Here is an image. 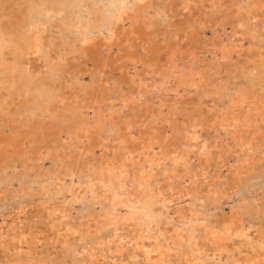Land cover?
Listing matches in <instances>:
<instances>
[{"label": "rangeland", "instance_id": "1", "mask_svg": "<svg viewBox=\"0 0 264 264\" xmlns=\"http://www.w3.org/2000/svg\"><path fill=\"white\" fill-rule=\"evenodd\" d=\"M82 1L66 0L65 2V0H50V6L54 11H57L59 16H65H62L61 19H55L45 23L43 27L44 32H42L43 36H41L44 38H41L42 43L44 42L42 44L44 48L42 52L44 53L35 54L32 49L33 47H30L32 44L16 45L14 42L9 43L7 50L6 47L3 48L5 52L3 49L0 51V63H3L0 64V110L2 112V114L0 112V233L3 234V236L2 234L0 235L3 237V239L0 237L2 239L0 240V263L12 264V262H15L11 259L14 256V252L9 247L12 240L11 235L31 222L35 218L33 215L39 212L40 197L36 194L38 192L37 186L32 185V194H26L28 191L27 185H29V182L33 180L35 175H41L42 173L43 177H46L69 168H73L76 174L80 173V171L82 173L83 171L91 170L92 166L101 165L110 159L112 160L111 150L113 147L115 150L119 148L116 143L121 140L125 141L120 150H118L120 154L125 152L126 154L132 153L133 155L135 154L133 152L140 153L142 151L141 148L144 149L148 145L147 137H156L158 143H164L169 148L174 143L173 146L179 150V146L186 139V135L190 131L192 132V130H198L201 134L199 141H206L212 147V152H210V155L206 159L205 157L200 156L199 158L197 156L201 152L198 148L193 149L194 151L196 150L195 152L193 150L191 151L190 160L192 159L193 161H190L189 168H191V173L196 176V183H193L194 185L192 184V189L197 191L196 189L199 188V193L202 195L205 192L203 189L206 184L214 185L218 189L221 187L220 189L225 197L218 199L217 202H212L209 199L203 200V203L194 200L193 197L176 198L167 204L168 209L173 210L179 206L187 210L190 205L191 208H195L199 213L202 212L201 215H206L213 221L215 219L219 220L220 218L234 217L235 215L237 221H241L243 224L246 223L244 224L245 227L250 224L252 230H257L263 234L264 154L262 153L264 149L262 148V150H257L254 153L252 150L248 151L247 153L251 156H246L245 152L240 153L238 148L234 147V144H236L235 141L228 135L225 138L223 130H220V127L217 125H219L218 121H220V116H222L230 97L234 99L236 95L243 94L246 97L248 96V99H253L252 101L256 104L264 101V0H251L252 4H256L254 7L255 12L252 11L250 14L248 13L249 15L246 14L247 16L241 14L240 0H231L232 2L229 0H183V2H181L182 0H139L134 7L128 9V12L126 11L115 22L113 19L107 20V17L104 16L102 18V11H105L103 8H106V0H95V2H93L94 0ZM130 1L132 0H125L126 3ZM68 2H70V5ZM24 3L23 0H0V13L2 12L0 14V17L2 16L0 23L8 27L10 21V23H19L25 20L28 14V4L25 5L26 3ZM93 4L95 6L97 4L96 9L99 11L95 10ZM21 6L24 7L22 8ZM4 7L5 9H3ZM18 13L21 14L18 15ZM94 16L96 17L93 18ZM63 20H67V26ZM85 20L87 21L85 22ZM55 21L57 24L54 23ZM119 21L120 24L118 25L117 23ZM52 23L53 25L55 24V29ZM75 23L77 24L75 25ZM143 26L144 30H141ZM236 26L239 29H236ZM83 28H86V34ZM76 29H78V33L75 32ZM95 30H98V32ZM53 35L55 36L54 40ZM92 35L96 37L94 38ZM30 37H34L32 31L27 32V38L32 39ZM84 37L87 38L85 39ZM86 40L88 41L86 42ZM261 41L262 43H260ZM81 42L83 43L81 44ZM61 44L62 47L60 46ZM221 49L224 50V53ZM71 50L72 52L70 53ZM36 56L38 57L36 58ZM7 58L9 60L12 59V61L7 60ZM189 63H191V66H189ZM12 65V68H14L13 71H8L9 75H6L2 69L11 67ZM16 72L18 73L16 74ZM10 76L15 79L14 86L12 87L8 86L10 81L7 78ZM19 78L21 80H18ZM36 82L37 84H35ZM190 82L196 84L194 89H185L188 87L184 85ZM3 85L5 86L3 87ZM7 86L8 89L5 88ZM13 87H16L15 91ZM156 87L158 88L156 89ZM176 88L180 89V92H174V94L172 92H166V95L162 94L165 93L163 92L165 89L171 90ZM184 89L187 91H184ZM9 93L11 95H8ZM138 93L142 95L140 99L142 101H136ZM128 98H130V102L132 101L131 103L129 101L126 102ZM165 105L166 108L164 107ZM119 109L120 112L118 111ZM145 109L149 112L147 113ZM247 109L246 107L243 111ZM99 111L102 112L100 113ZM103 112L106 113L104 114ZM93 113L96 114L94 115ZM249 114L250 117H253H251L252 121L250 120L251 122L248 126L240 127L242 131L239 128V133L244 138L247 137L246 139L253 140V145L256 143L255 148H257V146L260 147L261 143L264 142V140H261L264 134L258 137L254 134L253 127L255 124L258 125V122L261 120L258 117L255 118L251 112ZM108 116L109 118H107ZM135 116L136 118H134ZM152 118L153 120L155 119L154 122L151 120ZM98 123L101 125L96 126ZM261 123L259 127L264 126ZM246 128L249 131L245 130ZM216 133L220 134L217 135ZM133 139L135 142H133ZM251 149H253V146ZM107 153L109 154L107 155ZM194 154L196 155L195 157ZM119 155L117 154L112 161H117ZM244 160L248 161L244 162ZM233 169L237 172L234 173ZM161 170L162 168L159 167L158 169L157 167L154 169L155 173H153H162ZM231 170L233 173H231ZM179 173L181 174V172ZM179 173L176 174L179 178H175V176L169 177L170 182L169 178L164 179V177L160 176V182H163L162 185H172L175 189H180L184 186L188 187V180L185 179L184 182L180 178L181 175ZM25 174L28 175L26 176ZM77 175L73 176L75 183L77 182ZM156 177L157 179L160 178L159 176ZM200 177L202 178L199 179ZM10 178L14 179L10 180ZM65 179L66 183L70 184L68 178ZM21 189L26 191H22ZM15 192L16 194H13ZM13 195H16L15 198ZM21 203L22 206L23 204L26 206L25 215H21L20 219L15 221L14 215L17 213L15 210H17L19 205L21 206ZM26 203H28V206ZM91 204L90 199L79 201L74 204L73 211L78 214H83L86 210L92 208ZM158 204L157 209L163 210L161 205L163 203ZM160 210L157 212H160ZM11 213L14 214L12 215ZM8 215H11L10 217L12 219ZM7 216L13 220V223L10 219H8L9 221L7 220ZM4 219L5 222L3 224ZM162 222H165V219ZM42 250L46 251V256L48 255L46 258L47 264H70V256L64 255V257L62 254L60 255L54 252L51 246L45 249L44 246L38 245L37 251L39 253L36 252L42 255ZM49 251L52 253H49Z\"/></svg>", "mask_w": 264, "mask_h": 264}, {"label": "bare ground", "instance_id": "2", "mask_svg": "<svg viewBox=\"0 0 264 264\" xmlns=\"http://www.w3.org/2000/svg\"><path fill=\"white\" fill-rule=\"evenodd\" d=\"M23 1L26 3V4L24 3L25 5L28 4L27 5L28 11L26 10L28 12V14L26 15L27 17L25 18L23 16L25 18V20H23L22 22H19V23H17V22L10 23L11 21L9 22L7 20L9 22L8 27L6 25L4 26L3 24L0 23V51L5 47L7 50V46L9 45V43L14 42L16 45L32 44V46H30V47H33L32 49L34 50V53L35 54H40V53L42 54V53H44V52H42V51H44V48L42 45L44 42L42 43L41 38H43V37H41V36H43L42 32H44L43 27L45 26V23L52 21V20H55V19L56 20L61 19L62 16L64 17L65 15L59 16L58 12L54 11V9L50 6V0H23ZM138 1L139 0H132L128 3H126L125 0H106L105 1L106 2V4H105L106 8L103 5V7H104L103 10L105 9V11L101 10L102 14H103L102 18L104 16V17H107V20L113 19V21L115 22V20H119L126 13V11L128 9L134 7ZM229 1H231V0H229ZM237 1H239V0H237ZM65 2H66V0H65ZM77 2H78V0H77ZM86 2H88V1H86ZM93 2H95V0ZM181 2H183V0ZM239 2L241 5L240 10L242 11L241 12L242 15L243 14L246 15L248 13L250 14V12L255 10L254 7L256 6V4H252L251 0H240ZM62 3H64V2H62ZM22 4H23V2H22ZM68 4L70 5V2H68ZM97 4H98V2H97ZM97 4H96V6L93 4L96 11L98 10V9H96ZM51 5H52V3H51ZM57 5H59V4H57ZM263 5H264V3H263ZM182 6H184V5H182ZM21 7L23 8L24 6H21ZM152 7H154V6H152ZM260 7H261V5H260ZM98 8H99V6H98ZM1 9H2V7H1ZM3 9H5V7ZM150 9H151V7H150ZM24 10H25V8H24ZM60 10H58V11H60ZM26 11H24V12L26 13ZM85 12H86V10H85ZM129 12H131V11H129ZM143 13H144V11H143ZM143 13H142V15H144ZM149 13H151V12H149ZM20 14L18 13V15H20ZM146 14H148V13L146 12ZM238 14H239V11H238ZM71 15H72V13H71ZM88 15H89V13H88ZM91 15H92V12H91ZM255 15H256V13H255ZM95 17L96 16H94L93 18H95ZM144 17H146V16H144ZM15 18H16V16H15ZM68 18L70 19L69 16H68ZM238 18H240V17H238ZM241 18H242V16H241ZM100 19H101V17H100ZM76 20H78V19H76ZM63 21H65V20H63ZM86 21L87 20H85V22ZM93 21H92V23H93ZM109 21H111V20H109ZM128 21H130V20H128ZM4 22H2V23H4ZM59 22H60V20H59ZM54 23L57 24L56 21ZM67 23L68 22H66V26H67ZM106 23H107V21H106ZM76 24L77 23H75V25ZM110 24H112V23H110ZM117 24L119 25L120 21ZM150 24H152V23H150ZM238 24H240V23H238ZM52 25H53V23H52ZM63 25H64V23H63ZM100 25H102V24L100 23ZM48 26H50V25H48ZM153 26H152V28H153ZM239 26H242V25H239ZM50 27H52V26H50ZM55 27L56 26H54V29H55ZM99 27L102 28L101 26H99ZM63 28H64V26H63ZM90 28H91V26H90ZM92 28H94V27H92ZM237 28H238V26H236V29ZM103 29H104V27H103ZM45 30H46V28H45ZM47 30H48V28H47ZM77 30L78 29H76L75 32L78 33ZM83 30L85 33L86 28L85 29L83 28ZM141 30H144V26L141 28ZM29 31L33 32L34 37H30L32 39L27 38V32H29ZM60 31H62V30L60 29ZM95 31L98 32V30H95ZM65 32H67V31L65 30ZM86 32H87V30H86ZM113 33H114V31H113ZM30 34H32V33L30 32ZM83 35H81V36H83ZM104 35H106V34H104ZM65 36H67V35H65ZM79 36H80V34H79ZM249 36H251V35H249ZM54 38H55V36L53 37V40H54ZM57 39H59V38H57ZM82 39H83V37H82ZM43 41H45V40H43ZM87 41L88 40H86V42ZM47 42H48V40H47ZM82 43L83 42H81V44ZM260 43H262V41ZM65 44H64V46H66ZM46 46H47V44H46ZM60 46L62 47V44ZM230 46H231V44H230ZM57 47H59V46H57ZM15 49H16V47H15ZM221 51L223 52L224 50L221 49ZM4 52H5V50H4ZM64 52H65V50H64ZM71 52H72V50L70 51V53ZM208 52H209V50H208ZM59 54H60V52H59ZM217 56H218V54H217ZM37 57L38 56H36V58ZM61 57H62V55H61ZM10 58H12V57H10ZM228 58H230V57L228 56ZM12 59L9 60L7 58V60H9V61H12ZM23 61H24V59H23ZM0 64H3V63H0ZM8 64H11V63H8ZM26 64H27V61H26ZM190 64L191 63H189V66H191ZM22 65H24V64H22ZM4 67H6V66H4ZM12 67H13V65L11 67L9 66L8 68H3L2 71L7 75L8 71H13L14 68H12ZM27 71H28V69H27ZM176 72H178V71H176ZM0 73H1V71H0ZM9 73H11V72H9ZM17 73L18 72H16V74ZM11 77L12 76L7 78V80L10 81V83L8 82L9 87L14 86V82H15L14 81L15 79H13ZM196 79H198V78H196ZM18 80H21V79L19 78ZM134 80H135V78H134ZM39 81H40V79H39ZM135 81H137V80H135ZM25 82H27V81L25 80ZM197 82L199 83V81H197ZM198 83H197V85H198ZM7 84H5V85H7ZM23 84L25 85V83H23ZM35 84H37V82ZM5 85H3V87ZM195 85L196 84L194 82H190L189 84L184 85L185 87H188V88H185V87L184 88L187 90L191 89V88L194 89ZM8 86L5 88L8 89ZM21 86H23V85H21ZM33 86H31V87H33ZM13 88L15 91L16 87H13ZM157 88L158 87H156V89ZM204 88H205V86H204ZM53 89H54V87H53ZM185 89H184V91H187ZM5 91H7V90H5ZM178 91L180 92V89H178V88L171 89V90L165 89V90H163V92H165V93H162V94L166 95V92H172L174 94V92H178ZM192 91H194V90H192ZM127 94H128V92H127ZM173 94H171V95H173ZM8 95H11V94L9 93ZM8 95H7V97H8ZM154 96H156V95H154ZM141 98H142V95L140 93H138L137 98H136L137 100L136 99L135 100L136 101H142V100H140ZM119 99H121V98H119ZM152 99H151V101H152ZM1 100H3V99H1ZM129 100H130V98H128L126 100V102H128ZM158 100H159V98H158ZM158 100H156V101H158ZM249 100L250 99H248V96L246 97V95H243V94L236 95L234 99H231V97H230V100H228L227 106L225 107L223 114L221 113L222 114V116H220L221 119L219 118L220 119V121H218L219 125H217L218 127H220V130H223V133L225 134V138H226V135H228L231 139H233V141H235V143H236V144H234V147L238 148L240 153L245 152L246 156H248V155L251 156L250 154L247 153L248 151L252 150V152L254 153L257 150H262V148L264 149V142L261 143L260 147L257 146V148H255L256 143L253 145V143H254L253 140H248V139H246L247 137L244 138L243 136L240 135L241 133H239L240 127H246L252 121L251 120L252 116L250 117V114H249L250 112L252 114H254L255 118H257V117H258V119L260 118L259 119V120H261L260 122H262L264 125V101L256 104L254 101H252L253 99L250 101ZM159 101H161V100H159ZM49 102H50V99H49ZM152 102H154V101H152ZM164 102H163V104H164ZM52 103H53V100H52ZM124 104H125V102H124ZM132 104H134V103H132ZM158 105H159V103H158ZM107 107H109V106H107ZM123 107H125V106L123 105ZM153 107H154V105H153ZM164 107L166 108V105ZM246 107L248 109L246 111H243L244 108H246ZM108 109H107V111H108ZM114 109H115V107H114ZM15 110H17V109H15ZM15 110H14V112H15ZM118 111L120 112V109ZM145 111H147V110L145 109ZM156 111H155V114H156ZM0 112H1V110H0ZM99 112L101 113L102 111H99ZM109 112H110V110H109ZM121 112H122V110H121ZM148 112L149 111H147V113ZM198 112H199V110H198ZM125 113H126V111H125ZM1 114H2V112H1ZM7 114H9V113H7ZM108 114H110V113H108ZM149 114H151V113H149ZM72 115H74V114H72ZM76 115H78V114H76ZM177 115H179V114H177ZM41 116H43V115L41 114ZM83 116H84V114H83ZM136 116L134 118H136ZM184 116H186V115H184ZM123 117H121V118H123ZM157 117H154V118H157ZM195 117H196V115H195ZM8 118H9V116H8ZM107 118H109V116ZM215 119L216 118H214V120ZM100 120H98V121H100ZM112 120H114V119H112ZM151 120H153V118ZM205 120H207V119H205ZM154 121H155V119L153 120V122ZM216 121H217V119H216ZM254 121H257V120H254ZM260 122H258V123L260 124ZM259 124L258 125L255 124V126L252 124L254 126L253 127L254 134L257 135L258 137L260 135L264 134V132H263L264 126L259 127ZM98 125H101V124L98 123L96 126H98ZM83 128H84V126H83ZM247 128L245 130L251 129V128H248V129ZM103 130H105V129H103ZM240 130L242 131L241 128H240ZM80 131H82V130H80ZM86 133H87V131H86ZM223 133H222V136H223ZM246 133H247V131H246ZM250 133H252V132H250ZM129 134H130V132H129ZM219 134L220 133H218L217 135H219ZM129 136H132V135H129ZM129 136H127V137H129ZM252 136H251V138H253ZM8 138H10V137H8ZM114 138H116V137H114ZM200 138H201V134L198 130H194V131L192 130V132L190 131V133H188L186 135V139H184L185 141L183 140V143L179 146L180 149L178 148L179 150H177V148L173 146L174 143H172V146L169 148V147H166L164 143H158L156 137H147L146 138V140L148 142V145H146L147 147H145L144 149L141 148L142 151H140V153L133 152V153H135L134 155L132 153L126 154V152L123 154L119 153L118 150H120L122 144L125 141V140L120 141V139H119L120 142L116 143V145L119 146V148H116L117 152H116L115 148L113 147L115 151L112 148L113 151L111 150V153H110L113 156V158L111 157L112 160L115 158V156L117 154L118 155L120 154L117 161H112L109 158L111 161L109 160L108 162H105L101 165L99 164L97 166H92L91 170H86V171H83L82 173L80 171V173H77L79 175H77L75 173L73 168L64 169V171H58L53 175L48 174L49 176H46V177H43L42 173H41V175H38V174L35 175L33 180L29 182V185H27L28 191L26 194L28 195L31 193L32 185L37 186L38 192L36 194L39 195V197H40V202H39V206H38L39 212L37 214L33 215V216H35V218L33 220L31 219L32 220L31 222L28 221L29 223L26 226L23 225L24 227H21L22 228L21 230L15 232L13 235H11L12 240L10 242L9 247H10V249L13 250L12 252H14V256L11 259L13 261H15V262H12V264H47L46 258L48 255L46 256L45 255L46 251H43V250H42V255H39L38 254L39 249L37 251L38 245H42V247L44 246L45 249H47L48 246H51L52 249L54 250V252H57L60 255L62 254V256H64V255L70 256V264H264V233L261 234L257 230H254V229L252 230L251 229L252 227L250 224H248L250 226L247 225L245 227L244 224H246V223L243 224V222L237 221L235 215H234V217L231 216L229 218H224V219L218 218L219 220L215 219L213 221V220H210L206 215H203V214L201 215L202 212L199 213L195 208L194 209L191 208L190 205L188 206L187 210L184 209V207H179V206L176 207L177 205L174 206L176 208H174L173 210L168 209L169 207L167 204L174 201L176 198L181 199L182 197H184V198L185 197H193L194 200L203 203V200L209 199L212 202H217L218 199H222L223 197H225V196H223V192L220 189L221 187L218 189L217 186L215 187L214 185H208L206 183H205L206 185L204 186V189H203L205 192L202 193V195L199 193L200 192L199 188L196 189L197 191H195V189L194 190L192 189V186L196 183V176L193 173H191V171H190L191 168H189V165H190L189 163L192 160V159L190 160V154H192L191 151L195 148H198V150H200L201 152L197 151V152H199V155H197V156L199 158H200V156L205 157V159L210 155V152H212L211 151L212 147L210 146V143H208L206 141H199ZM83 139H85V138H83ZM222 139H223V137H222ZM261 140H264V137H262ZM133 142H135V140ZM225 142H226V140H225ZM107 143H108V140H107ZM126 145H127V143H126ZM225 145H226V143H225ZM252 146H253V149H251ZM76 147H78V146H76ZM123 151H127V150H123ZM127 152H129V151H127ZM108 154L109 153H107V155ZM195 154H194V157L196 156ZM262 154H264V152ZM257 155H258V153H257ZM105 156H106V154H105ZM137 156H139V157H137ZM199 158H198V160H199ZM254 158H256V157H254ZM243 159H247V158H243ZM200 160H202V159H200ZM245 161H248V160H244V162ZM204 164H205V162H204ZM236 164H238V163H236ZM157 167H158V169H159V167L162 168V170H161L162 173L158 172L160 175L157 173L154 174L155 173L154 169ZM230 168H232V167L230 166ZM194 171H196V170H194ZM179 172H181V174ZM236 172L237 171L234 170V173H236ZM177 173H179L181 175L180 178H182L183 181L185 179L188 180V185H189L188 187L187 186L185 187L183 185L184 186L183 188L179 187L180 189H175L172 187V185L171 186L168 184L162 185L163 182L162 183L160 182V179H161L160 176L164 177V179H167V178L172 177V176H175V178H179L176 175ZM231 173H233L232 170H231ZM25 175L27 176L28 174H25ZM74 175H77V182L76 183L74 182V178H73ZM249 175H251V174H249ZM156 176H159L160 178L157 179ZM202 176H204V175L202 174ZM154 177H156V179H154ZM65 178H68L70 184L66 183ZM201 178L202 177H200L199 179H201ZM13 179L14 178H12V179L10 178V180H13ZM0 180H1V178H0ZM2 180H3V178H2ZM172 180H174V179H172ZM203 181H205V180L203 179ZM169 182H170V178H169ZM176 184H177V182H176ZM176 184H175V186H176ZM186 184H187V181H186ZM0 185H1V181H0ZM179 186H181V185L179 184ZM9 187H10V185H9ZM24 191H26V190H24ZM13 194H16V192ZM18 195H19V193H18ZM15 196H14V198H15ZM2 197H3V194H2ZM86 199H90V201L92 202V204H91L92 208L90 210H86L83 214H78L77 212L75 213L73 211L74 206H75L74 204L78 203L79 201L86 200ZM158 203H163V204H161L163 210L159 209L160 212H157V211H159L157 209ZM27 204L28 203H26V205ZM159 207H160V205H159ZM96 208H97V210H95ZM230 209H231V207H230ZM237 210H239V209H237ZM15 211H17V213L14 215V218H15L14 220L17 221L18 219H20L21 215H25L24 213L26 211V206L24 204L22 206V203H21V206L19 205V207ZM230 211H232V210H230ZM9 217L7 218V220L11 218V217L10 218ZM224 217H226V216H224ZM30 218H32V217H30ZM163 219H165V222H162ZM11 221L13 223V220H11ZM4 222H5V219L3 221V224H4ZM17 227L19 228L18 225H17ZM18 228H15V229H18ZM255 228L257 229V227H255ZM1 230H3V229H1ZM11 230H13V229H11ZM7 232H5V233H7ZM1 234L2 233H0V235ZM8 234H9V232H8ZM2 236H3V234H2ZM2 236H0V237L3 239ZM2 239H0V240H2ZM2 246L4 247V245H2ZM9 247L7 246L6 248H9ZM3 252H5V251H3ZM6 253L8 254V251ZM49 253H52V252L49 251ZM55 256H56V254H55ZM57 256L59 257L58 254H57Z\"/></svg>", "mask_w": 264, "mask_h": 264}]
</instances>
